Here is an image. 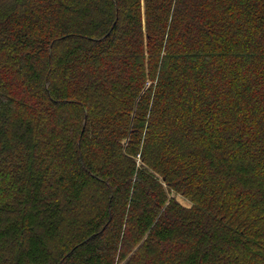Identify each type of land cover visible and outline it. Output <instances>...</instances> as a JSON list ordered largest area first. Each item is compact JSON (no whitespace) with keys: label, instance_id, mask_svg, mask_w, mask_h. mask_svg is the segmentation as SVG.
Wrapping results in <instances>:
<instances>
[{"label":"trees","instance_id":"trees-1","mask_svg":"<svg viewBox=\"0 0 264 264\" xmlns=\"http://www.w3.org/2000/svg\"><path fill=\"white\" fill-rule=\"evenodd\" d=\"M0 264H264V0H0Z\"/></svg>","mask_w":264,"mask_h":264},{"label":"rangeland","instance_id":"rangeland-1","mask_svg":"<svg viewBox=\"0 0 264 264\" xmlns=\"http://www.w3.org/2000/svg\"><path fill=\"white\" fill-rule=\"evenodd\" d=\"M171 196H173V195H171ZM174 199L176 201H178L182 206H185V207L190 206L189 202L187 200L183 199L181 196L176 195V196H174Z\"/></svg>","mask_w":264,"mask_h":264}]
</instances>
